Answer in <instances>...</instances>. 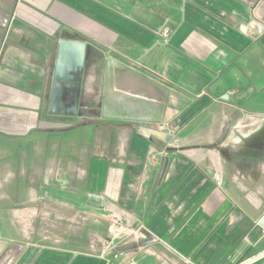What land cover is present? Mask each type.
Listing matches in <instances>:
<instances>
[{
    "label": "crops",
    "instance_id": "obj_1",
    "mask_svg": "<svg viewBox=\"0 0 264 264\" xmlns=\"http://www.w3.org/2000/svg\"><path fill=\"white\" fill-rule=\"evenodd\" d=\"M63 38L78 115L48 112ZM5 142L0 264H109L115 214L117 264H264V0H0Z\"/></svg>",
    "mask_w": 264,
    "mask_h": 264
},
{
    "label": "water",
    "instance_id": "obj_2",
    "mask_svg": "<svg viewBox=\"0 0 264 264\" xmlns=\"http://www.w3.org/2000/svg\"><path fill=\"white\" fill-rule=\"evenodd\" d=\"M90 45L82 39L63 38L59 42L58 55L55 62L52 87L48 103V112L61 115L82 114L79 108L80 83L84 63ZM75 88V96L72 101L67 102L65 97L68 90ZM145 134H157V130L146 129ZM87 203L95 207H104V197L97 193L88 195ZM259 224L264 227V215L259 220Z\"/></svg>",
    "mask_w": 264,
    "mask_h": 264
},
{
    "label": "built area",
    "instance_id": "obj_3",
    "mask_svg": "<svg viewBox=\"0 0 264 264\" xmlns=\"http://www.w3.org/2000/svg\"><path fill=\"white\" fill-rule=\"evenodd\" d=\"M162 33L165 36H168L170 35L171 32L168 28H164ZM215 180L218 185H222V182H223L222 173L220 172L216 173ZM113 218L114 219L112 220V224H111V231L113 234V238H112V241L109 242L106 246V250L109 252V254H111V262L109 264L120 263L126 258V252L124 250H116L114 242H113V240L116 237H119L121 234L125 232L126 228L123 226L122 218L118 214H115Z\"/></svg>",
    "mask_w": 264,
    "mask_h": 264
},
{
    "label": "rangeland",
    "instance_id": "obj_4",
    "mask_svg": "<svg viewBox=\"0 0 264 264\" xmlns=\"http://www.w3.org/2000/svg\"><path fill=\"white\" fill-rule=\"evenodd\" d=\"M0 144H2V146L4 147V148H7V142H5V143H0ZM12 145V144H11ZM5 195V193H0V195ZM44 211H46V209L44 210ZM47 212V211H46ZM42 214H43V212H41ZM46 214V213H45ZM47 215H49L48 213H47ZM52 223H50L49 225H47V227H54V225H51ZM18 225L19 226H23V225H21L20 223H18ZM26 227H27V230L29 229L28 227H29V225H25ZM31 226H34L33 224L31 225ZM37 227L39 226V225H36ZM43 226H45V225H43ZM2 233V230H0V234ZM2 243H0V245H1ZM116 248H118L117 246H115Z\"/></svg>",
    "mask_w": 264,
    "mask_h": 264
}]
</instances>
